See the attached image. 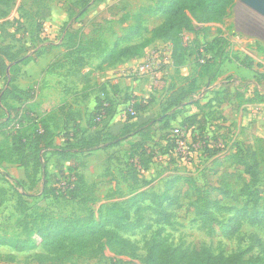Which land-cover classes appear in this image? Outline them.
Here are the masks:
<instances>
[{"label":"rangeland","instance_id":"1","mask_svg":"<svg viewBox=\"0 0 264 264\" xmlns=\"http://www.w3.org/2000/svg\"><path fill=\"white\" fill-rule=\"evenodd\" d=\"M2 1L0 0V47H10L12 53H16V59L33 54L38 48L42 50L46 44L60 42L64 35L63 26L73 20L76 23L75 28H81L84 40H97L100 44L98 50L92 48L93 53L85 58L86 66L80 71L78 70L76 75L72 74L68 62L64 61L63 53L50 55L43 62H31L25 66L18 64L15 67V86L23 90L34 89L35 91L34 99L30 101L32 106H36L33 112L34 116L51 110L52 104L57 101L60 93L63 94L64 100L66 97L69 98L67 105L79 108L95 104L97 100L104 101L112 98L116 107L122 105L121 109H124L126 117L130 114L129 109H132L130 108L131 104L139 101L144 102L143 104L147 107L145 112L136 113L132 109L136 114L134 118H131L133 123H136L135 120L138 121L139 118L141 122L143 118H159L167 114H170L171 117L164 120L169 122L167 129L156 132L158 125H155L149 138H133L127 143L125 142L122 145L123 150L119 151V149L117 153L91 156L87 159L88 162L85 157L80 158L79 168L86 183L89 184L88 187L93 189L91 194L83 190L69 199L56 190L52 195L44 197L41 195V183L38 181L35 187H32L30 182L24 180L22 170L12 167L0 169V237L11 243L34 231L35 226L32 221L37 223L42 218L48 220L59 217H83L91 207L96 210L101 203L121 201L137 191L161 194L165 191L166 185L172 183L169 195L177 198V204L164 206L165 211L171 215L169 224L160 227L154 222L155 217L147 212L144 214L145 225L133 233L124 235V238L136 247L135 258L105 251L102 256L77 259L67 264H142L141 259L147 251V242L154 238L159 228H162V237L171 246H181L189 250L206 247L215 254L226 255L238 250H249L250 255L254 257L260 254V250L249 240V236H256L260 244L264 246V224L253 226L243 221L238 233L229 239L222 237L218 232L208 235L196 221L194 210L191 207L192 202L205 197L212 201L219 200L221 206L232 210V212L217 214L216 218L220 222L227 221L234 212L242 207L256 211H261L264 208V197L253 205L250 199L240 195L241 188L248 184L249 180L241 170L232 165V161L226 162L221 167L218 180L210 178V174L205 173L209 164L208 160L201 156L200 145L198 147L193 143L189 131L184 130L188 128L182 125L185 116L193 114L194 107L197 108L198 99L203 97L207 89L206 84L203 83L205 79L199 78V82L195 79L197 74L202 71L201 67L207 65V72H211L218 59L222 62L228 59H239L232 49L228 50L230 52L228 55L225 48V54L223 53L224 55L218 59L213 54L201 55L197 59L195 57L184 72L174 70L170 63L167 65L165 63L167 42L152 41L151 30L160 24L161 18L145 16L143 34L133 41V44L144 46L143 54L150 50H159L164 54L163 63L160 65L156 78L152 81L147 77L135 75L134 72L138 65L125 69L118 66H101L99 70H96L103 57L101 50L111 49L117 38L125 33L131 23L129 20L125 24H120L119 20L123 15L131 16L141 7L153 6L155 0H101L80 19L77 18V21L74 17L79 8H72L75 0H14L9 7H6ZM38 3L51 9L50 17L41 22V33L37 32L38 28H36L40 22L33 16L38 9ZM90 18L94 19L90 29L86 30L84 24ZM221 26L225 29L226 39L230 42H228L227 48L232 46L230 41L232 38L236 42H241L245 49L261 50L264 53V18L238 1ZM193 50L195 49L191 45L189 53ZM143 54L140 56L141 60ZM61 65L64 67H60ZM82 70L95 72L85 82L79 75ZM4 84V74L0 73V89L4 87ZM254 84L257 90L253 94V99L264 101V80H254ZM116 92L118 93L115 94ZM183 92L191 93L183 96ZM200 95H202L201 98H199ZM52 99L53 101H51ZM178 101L182 102V106L177 103ZM174 112L177 113L173 115ZM202 112L207 119L202 133L205 138L210 139L218 126L223 124H225V129H230L227 133L228 137L224 131V137L226 136L222 142L224 147L220 149L223 153L234 154L236 150H239L238 154L244 156L247 150L255 151L260 163V186H263L264 149L260 144L255 145L257 137L250 138L252 142L254 141L251 145H246L245 134L242 138H234L235 133L232 134V125H229V118L232 114L226 113L224 108L214 111L206 108ZM194 128L198 129L197 126ZM176 129H180L182 135L186 136L183 140L188 146L190 144L195 146L190 148L189 153L184 157L175 155L173 148L168 146L172 132ZM198 132L199 130H196L194 134ZM1 142L2 138L0 137ZM129 145H135L136 149L133 154H140L142 161L147 162L145 170L142 168L140 172H136L134 167L136 160H130L132 153ZM56 163L57 159H51L48 163V171L54 172L53 174H56L58 178L47 184V188L50 189L57 188L58 180L62 179V176H58L56 173ZM64 166H68V164ZM1 174L8 177L4 178ZM179 177L191 178L194 185L190 187L183 181L177 180ZM224 183L229 186L231 192L229 196L222 195ZM213 188H218L220 192L212 190ZM19 194H21V198H19ZM90 197L96 200V204L94 202L91 207L86 203ZM18 200H21V203L27 207L28 211L25 214L29 218H22L23 214L18 206ZM13 254L10 247L0 248V259ZM32 256L33 253L15 254L16 261L13 264H33ZM0 264L3 263L0 262Z\"/></svg>","mask_w":264,"mask_h":264},{"label":"trees","instance_id":"2","mask_svg":"<svg viewBox=\"0 0 264 264\" xmlns=\"http://www.w3.org/2000/svg\"><path fill=\"white\" fill-rule=\"evenodd\" d=\"M13 1L3 0L2 3L9 7ZM236 1L238 0H155L153 6L141 7L131 16L124 14L119 23L124 24L129 20L131 23L125 33L117 38L111 49L101 50L103 57L96 70H99L101 66L112 67L124 60L142 56L144 46L133 44V41L143 34L145 16L161 18L160 24L151 30L152 41L171 44L173 67L179 69L184 65L187 52L191 48V46L184 47L182 34L184 32L195 33V28L198 25L222 23L228 18ZM100 2L101 0H75L72 8H79L77 17H74L76 21L77 18L80 19L86 14L90 5ZM37 7L33 16L40 22L36 28H38L37 32L41 33V22L50 17V9L39 3ZM109 8L108 10H111ZM91 23L92 20L90 25ZM75 25V20H73L63 26L64 35L58 47L63 49V59L65 58L64 61L68 62L72 74L76 75L78 70L80 71L86 66L84 61L87 55L93 53L92 48L98 50L100 44L97 40H84L81 28H75ZM193 45L192 48L195 50L191 51L189 55H195L196 59L203 54H213L214 57L219 58L225 54L224 50L228 46V40L220 36L210 44L202 46L196 43ZM54 48L56 46L46 44L42 50L38 48L33 54L18 58V60L15 58L16 53H12L10 47H0V73L4 74L5 81L4 87L0 89V137L2 138L0 166L6 164L21 168L25 180L30 182L32 187H35L38 181L41 183V195L44 197L52 195L57 190L70 199L79 191L84 190L91 194L93 190L84 183L82 175L78 172L76 156L118 147L137 137L149 138L155 125H158L157 129L160 130L169 127V122L164 120L171 115L149 118L140 123H129L128 121L131 119L129 115L118 134L110 135L102 133V131L105 130L104 120L113 114L112 101L97 100L90 119L93 126L99 128L101 132H92L87 137H77L81 131L75 123L76 118L74 114L65 113L62 127L64 145H54V132L60 128L54 112L57 110L63 113L64 108H56L53 103L51 110L34 116L33 112L36 106H32L30 102L34 99V89L21 90L14 84V72L18 64L25 66L30 62H35L41 55L50 53ZM259 51L261 52V50ZM234 60L238 61L239 59L234 58ZM60 67H64V65ZM246 67L249 68V66ZM201 69L202 71L197 74L200 79L209 74L206 70L207 65L202 66ZM211 76L214 77V75ZM255 78V80H264V73L257 74ZM251 85L252 83L249 81L228 77L221 82L220 86L216 87L221 90H216L213 93L212 101L221 105L232 97L239 98L246 93ZM190 93L183 92V96ZM177 103L182 106L181 101ZM131 108L136 113H142L145 110V105L135 103L131 105ZM176 113L174 112L173 115ZM204 118V115L200 118L197 115H192L186 117L182 125L188 128L184 130L189 131L193 143L199 142L201 156L208 160L209 164L205 173L210 174V178L218 180L221 167L226 162L232 161V165L241 170L249 180V183L241 188L240 195L250 199L253 205L257 204L264 197V185L260 186V163L257 154L254 150L245 151L244 156L238 154L239 150H236L234 154L223 153L221 148L216 146L214 136L210 140L202 135L206 124ZM68 120L72 121L71 132H67V127L64 126V124L67 125ZM195 126L198 129L194 128ZM196 130L199 132L194 134ZM173 145L174 141L170 137L168 146L173 148ZM129 147L132 153L130 160H136L134 164L136 172H140L142 168L145 170L147 162L142 161L140 154H133L136 149L135 145H129ZM51 157L57 158L56 173L58 176H62V179L57 182L58 187L53 189L47 188L50 181L58 179L56 175H50L47 171V164ZM60 162L69 163L71 166H64ZM64 172L67 174L64 175ZM1 175L4 178L8 177ZM177 180L183 181L190 187L194 185L193 180L189 177H179ZM171 184H167L165 191L161 194L137 191L121 201L101 203L96 210L91 207L94 202L96 204V200L90 197L86 203L91 208L83 217H59L48 220L42 218L37 223L32 221L35 226L33 232L27 233L11 243L0 237V248L10 247L14 253L1 258L0 262L13 264L16 261L15 254L24 253H33L31 259L33 264H67L77 259L102 256L105 251L135 258L136 247L124 238V235L141 229L145 225L144 214L147 212L155 217L154 222L160 227L169 224L171 215L165 211L164 206L177 204V198L169 195ZM212 190L220 192L218 188ZM230 193L228 184L224 183L222 195L229 196ZM19 198H21V194H19ZM192 203L191 207L194 210L196 221L208 235L218 232L222 237L229 239L238 233L243 221L253 226L264 224V208L261 211H256L242 207L234 212L227 221L220 222L216 215L222 212H232V210L221 206L219 200L212 201L205 197ZM18 206L23 214L22 218H29L25 214L28 209L25 204L21 203V200H18ZM162 233V228H159L154 238L147 242V251L141 259L142 264H264V246L260 244L256 236H249V240L260 250V254L254 257L250 255L249 250H238L226 255L215 254L206 247L189 250L181 246H171L162 237Z\"/></svg>","mask_w":264,"mask_h":264},{"label":"crops","instance_id":"3","mask_svg":"<svg viewBox=\"0 0 264 264\" xmlns=\"http://www.w3.org/2000/svg\"><path fill=\"white\" fill-rule=\"evenodd\" d=\"M93 6L94 5H90L87 8V11L89 9H91ZM49 9H50V7H49ZM50 14H51V9H50ZM93 19L92 18L87 19V22L84 24V27H86V30L90 29V22ZM55 30H56V28H55ZM220 36L223 38H226L225 37V29L221 26V23H210V24H204V25L196 26L195 33L184 32L182 34V40H183L184 47L187 48L188 46H191V45L196 44V43L198 45H202V46L210 44L214 39H216L217 37H220ZM61 40L58 43H56V42L50 43L51 45L56 46V48H54L48 54L41 55V57L38 58L36 61L43 62V61H46V59L48 57H50V55L53 56V55H55V53H57L56 55H59V53H63V49L61 47H58L62 42ZM230 41L232 42V46L226 48L225 52H228V50L232 49L234 54L237 55V57H239V60L237 61L234 59H228L225 62H222V61H220V59L217 58L218 60L216 62V65L212 69V71L209 72V74L207 76H204L202 78V80L205 79V82H203V83L206 84V86H207V89L205 90V94L203 95V97H202V95L199 96V98H201V97L202 98L198 99L197 108L194 107L193 114L186 115L185 118L192 116V115H199V114H200L199 118L203 117L204 114L202 111H204L206 108H210L211 111L219 110V108L220 109L224 108L227 111L226 113L232 114L229 118L230 119L229 125H232V127H231V129L233 130L232 134L235 133L234 138H236V137L242 138L243 134H245V138H247V141L245 142L246 145L247 144L251 145L254 141L252 142L250 138L257 137V139H258L257 141L259 143L257 141H255V145L260 144V145H262V147L264 149V113H263L264 101L261 99L260 100L253 99V96H254L253 94L257 90L255 88V84H254V80L256 79L255 77L257 76V74L264 73V53L260 52L258 50L252 51V50L245 49L244 45H241V42H238V41L236 42L232 38ZM157 42L160 43L163 41H157ZM144 53H146V52H144ZM229 53L230 52H228V55H229ZM143 55H145V54H143ZM166 59H167V61H166ZM166 59H165L166 65L170 63L174 70H179L180 72H184L188 68L187 66H189L191 61L193 59H195V55H192V54L189 55V51H188L187 56L185 57L186 61H185L184 65L182 67H180L179 69H175L173 67V63L171 60V44L169 42H167ZM142 60H143V58H142ZM142 60L140 57H136L133 59L124 60L123 62H121L115 66H118L121 69L133 68V67L139 65L142 62ZM49 62H51V61H49ZM32 63H34V62H32ZM246 66H249V68ZM93 72H95V71H90V70H84L83 71L82 70V72L79 75L82 76L81 79L83 81L87 82V79L90 77V75ZM83 73H86V74H83ZM211 75H214V77ZM228 77H232L235 79H243V80L251 82L252 85L248 88L246 93H244L241 97H239V98H233L232 97L227 102H225L221 105L216 104L215 101H212L213 96H214L213 93L216 90H218V89H216V87L220 86L221 82H223ZM195 79L197 81L198 80L200 81L199 77H196ZM21 90H23V89H21ZM117 93L118 92H116L115 94H117ZM137 95H139V94H137ZM111 99L112 98H110V100ZM56 100H57L56 102L54 101L55 102L54 107H56V108L63 107L64 110L62 113V112L54 109L55 110L54 114L57 117V123L60 125L59 130L54 132V134H55L54 145H58V146L64 145V138L62 136L64 132L62 131V127H63V121L65 119L64 118L65 113L74 114V117L76 118L75 123L78 125L79 130L81 131V133L78 134L77 137H80V138H81V136L87 137L89 134H92V132L100 131L99 128H95V126H93V123L90 119L91 114L95 110L96 103L95 104L92 103L90 106L86 105V107H82V108L76 107L74 105L73 106L67 105V100H69V98L66 97L65 98L66 101H65L63 98V94H60V93H59V96ZM51 101H53V99ZM126 102L128 104V100ZM135 103H133V104H135ZM139 103L144 105L143 104L144 102H140V101L137 102V104H139ZM112 104H113V114H112V116H110L104 120L105 130H103L102 133H109L110 135H116L121 130L123 125L126 123L128 118L124 114V109H121L122 105H117V107H116V105L113 101H112ZM183 104L186 105L185 102H183ZM149 105H150V103H149ZM146 108L147 107H145V110H146ZM145 110L143 112H145ZM147 119H149V118H143V120H141V122L145 121ZM204 119L207 121L206 117ZM131 120H133V119H130L128 122L133 123ZM135 122L140 123V118L138 119V121L135 120ZM71 125H72V121H69V120L67 121V125L64 124V126L67 127V132H71L70 131ZM224 125L225 124L218 126L216 132L214 131L212 134V136H214L216 139V146L218 148L224 147L222 145V142L224 141V138L227 136L228 130H230L229 128L225 129ZM157 131L159 132L162 130L157 129L156 132ZM224 131L226 134L225 137H224ZM58 134H60L59 137H57ZM229 136L231 137V135H229ZM57 138H59V139H57ZM122 145H124V143H122L118 147H112V148L106 149L105 151H96V152L76 156V162L78 164V172L82 175L83 181L86 185H89V184L86 183L84 176H83L82 172L80 171L79 159L85 157L86 158L85 160L87 161V159L91 156H96V155H100V154H107L108 155V153H117L119 149H120L119 151L123 150ZM240 146H241V144H240ZM51 159L55 160L57 158L51 157ZM51 159H49V160H51ZM48 163H49V161H48ZM60 164H63V165L68 164L69 165V163H65V162H60ZM6 167H12V168H15L17 170L18 169L22 170L21 168H18L16 166L6 165V164H2L0 166V169H5ZM48 170H49V168H48V164H47V171ZM22 173H23V177H24L23 170H22ZM53 173H50L48 171V174L56 175ZM24 180H25V178H24Z\"/></svg>","mask_w":264,"mask_h":264},{"label":"built area","instance_id":"4","mask_svg":"<svg viewBox=\"0 0 264 264\" xmlns=\"http://www.w3.org/2000/svg\"><path fill=\"white\" fill-rule=\"evenodd\" d=\"M163 56L164 54L159 50H150L146 52L142 62L137 66L134 72L135 75L139 77L144 76L153 81L156 78L160 65L163 63ZM201 63L203 62L201 61ZM129 113L131 118H134L136 115L132 109L129 110ZM184 137L186 138V136L182 135L180 129H176L172 132L171 138L174 141L173 151L175 152V155L178 154L179 156L184 157L189 153L190 148L195 147L192 144L188 146L183 140ZM195 144L198 147L200 145L199 142H196ZM62 186H64V184H62Z\"/></svg>","mask_w":264,"mask_h":264},{"label":"water","instance_id":"5","mask_svg":"<svg viewBox=\"0 0 264 264\" xmlns=\"http://www.w3.org/2000/svg\"><path fill=\"white\" fill-rule=\"evenodd\" d=\"M238 2L264 18V0H238Z\"/></svg>","mask_w":264,"mask_h":264}]
</instances>
